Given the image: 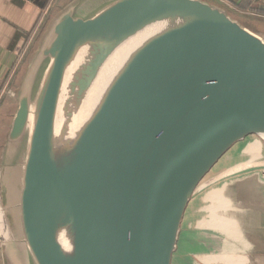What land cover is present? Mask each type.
Masks as SVG:
<instances>
[{"label": "water", "instance_id": "water-1", "mask_svg": "<svg viewBox=\"0 0 264 264\" xmlns=\"http://www.w3.org/2000/svg\"><path fill=\"white\" fill-rule=\"evenodd\" d=\"M61 9L28 58L0 152V221L31 264H175L193 204L264 141V36L207 0ZM121 59L78 129L98 69ZM221 170V171H220Z\"/></svg>", "mask_w": 264, "mask_h": 264}, {"label": "crops", "instance_id": "crops-1", "mask_svg": "<svg viewBox=\"0 0 264 264\" xmlns=\"http://www.w3.org/2000/svg\"><path fill=\"white\" fill-rule=\"evenodd\" d=\"M105 1L107 0H0V107L2 108L0 118L6 119L3 142L17 107L16 90L20 80L13 90H9L8 85L35 35L40 33L37 47L41 36L54 17L72 2L77 4L79 13L86 15ZM210 2L219 6H228L234 13L243 12L240 8L246 6L249 8L244 12L247 15L238 14L239 17L262 24L256 17L264 18V0H211ZM224 6L222 7L225 8ZM259 34L264 36V28ZM26 67L27 63L24 72ZM2 144L0 143V152ZM246 163L225 167L226 170L221 172L217 181L221 187L218 189L214 187L207 192L210 181L200 192L189 214L175 264H207L206 261H210L212 255L218 258L215 259L214 264H223L226 255L236 251L246 242L247 249L255 248L251 250L250 264H264V186L261 189H254L259 184L264 185V177H262L264 175L259 173L260 176H255L253 168L255 170L256 166L245 171ZM225 165L226 163L221 168L223 169ZM225 180L235 182L236 187L239 185L246 187H242L241 194H237L239 189L236 187L229 189L223 182ZM241 196L245 197L248 203V206L242 210L239 206ZM250 204H253V209H249ZM16 244V247H13L10 242H6L8 264H31L25 246L22 243ZM0 264H4L1 248Z\"/></svg>", "mask_w": 264, "mask_h": 264}, {"label": "rangeland", "instance_id": "rangeland-1", "mask_svg": "<svg viewBox=\"0 0 264 264\" xmlns=\"http://www.w3.org/2000/svg\"><path fill=\"white\" fill-rule=\"evenodd\" d=\"M227 12L233 18L236 17L235 19H238V21L247 25L249 27V29H252V30L258 32V34L262 32V29L264 28L263 24L259 25L256 22L248 21L249 19H243L242 17H239L238 13H234L231 10H227ZM259 35L263 36L262 34H259ZM23 56H22V58H23ZM19 67H20V65H19ZM19 67L17 70H19ZM23 74H24V70H23V73H22L21 78L19 80L22 79ZM15 75H16V73L13 76H15ZM0 109H2V108L0 107ZM5 127H6V119L1 120V118H0V143H3L2 138H3ZM241 162L242 163L247 162L246 164H244V166L246 165V168H244L245 171H248V170L252 169L254 166H256L257 167L256 169L258 171L256 169H255L256 170L255 171L253 168V172L255 173V176H257V175L260 176L259 173L264 175V141L257 140L255 142H252V143L246 145L245 147L237 150L233 155H231L227 159V161L225 162L226 165L223 167V169L221 168V170L223 172L224 170H226L225 167H227L229 165L236 164V163H241ZM252 164H254V165H252ZM220 175H221L220 173H217V175L212 179L210 185L206 189L207 192L208 191L210 192L212 189H214V187H215V189H218L219 187H221L220 183L217 182L218 178L220 179ZM262 177H264V176H262ZM223 182H225V185L229 189L236 187V186H234L235 182H233V181L230 182L228 180H225ZM263 186L264 185L259 184V185L255 186L254 189H261V188H263ZM242 187H246V185H239L238 187H236L239 189L236 192L237 194H241L240 189ZM236 202L238 203V201H236ZM239 206H240L241 210L245 209L246 206H248V203H247V200L245 197H243V196L240 197ZM253 208H254L253 204H250L249 209H253ZM254 217H256V216H254ZM0 224H1L0 234L2 235V233L5 231V228H4L3 223L1 221H0ZM247 245H248V243L246 242V244L239 246L236 249V251H233L230 254L226 255V258H223V262H224L223 264H250L251 258H252L251 257V250H253L255 248L252 247V249L251 248L247 249ZM215 259H218V258H216L214 255H212L211 260L206 261V263L207 264H214Z\"/></svg>", "mask_w": 264, "mask_h": 264}, {"label": "bare ground", "instance_id": "bare-ground-1", "mask_svg": "<svg viewBox=\"0 0 264 264\" xmlns=\"http://www.w3.org/2000/svg\"><path fill=\"white\" fill-rule=\"evenodd\" d=\"M156 29L157 27L155 26V24L143 28L142 30L136 32L135 35L128 37L126 40L120 43V45H118L114 52L110 56H108V58L98 69L95 77L91 81L74 115L67 123L70 134H73L81 125L83 120L87 117L91 109L90 107L95 101L96 95L102 88L106 79L112 73H114V71L116 70L115 68L117 67L121 59L129 52L131 48L137 45L141 40L154 32Z\"/></svg>", "mask_w": 264, "mask_h": 264}, {"label": "trees", "instance_id": "trees-1", "mask_svg": "<svg viewBox=\"0 0 264 264\" xmlns=\"http://www.w3.org/2000/svg\"><path fill=\"white\" fill-rule=\"evenodd\" d=\"M209 1H211V0H209ZM222 6H224V5H222ZM224 7H225L227 10H231L232 12H234L230 7H228V6H224ZM240 9H241V11H243V12H237L238 14H240V16L247 15V14L244 13V12L247 11V10L249 9L248 7H246V6H242ZM256 19H257L260 23L264 24V18H262V17H256ZM39 34H40V33L38 32V33L35 35L34 39L30 42L28 48L26 49L25 53L23 54L24 56H23V58H22V60H21L19 70H16V71H15L16 75L12 77V79H11L9 85H8V89H9V90H13V89L16 87V85H17L19 79L21 78V75H22L23 70H24V67H25V65H26V63H27L28 57H29L30 53L32 52V50L36 47V42H37V38H38ZM18 72H19V73H18ZM0 231H1V224H0ZM0 240H1V234H0Z\"/></svg>", "mask_w": 264, "mask_h": 264}]
</instances>
